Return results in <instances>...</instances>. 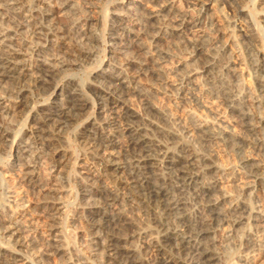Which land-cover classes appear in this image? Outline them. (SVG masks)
<instances>
[{
  "label": "bare ground",
  "instance_id": "bare-ground-1",
  "mask_svg": "<svg viewBox=\"0 0 264 264\" xmlns=\"http://www.w3.org/2000/svg\"><path fill=\"white\" fill-rule=\"evenodd\" d=\"M85 1L90 6V0ZM72 3V0H0V89L4 88L2 87L4 83L13 82L12 86L6 88L2 93L3 95H0V115H3L4 118V122L0 123V147H4L5 143H12L11 145L16 143V140L10 141L12 124L5 119L11 118V114H14L20 106L25 104L23 103V98L27 97H25L23 89L25 82L28 81L39 91H48L55 79L62 75L67 68L78 66L84 60L92 57V50L88 46L97 41L88 24L91 20L90 12L86 10L87 15L81 16L84 18L79 17L72 19V21L60 22L55 17L58 11L67 9L73 10L74 15H77L79 11ZM162 7L159 10L149 11L145 14L144 19H138V22L135 21L136 23L132 22V26L138 27L137 31L142 37L150 35L151 31L155 30V25H157H154L155 22H160L159 25L173 26L175 29L177 27L183 29L187 25L197 28L202 23L201 18H194L195 20L192 21L182 18L162 20L163 18H160L168 8L167 3ZM82 13L79 12V14ZM118 19L120 20L112 26L114 32L111 44L113 53L115 55L122 54L124 50L131 51L133 49L136 60L126 59L124 62V59L122 60L124 64L121 67L118 68L120 66L118 63L117 67L102 71L97 76V85L99 86L91 87L90 94L96 97L100 119L96 118L97 121L94 120L88 128L81 134L79 133L78 138L79 145L89 152V155L92 156L91 159L99 161L102 165H98L102 168L97 170H100L99 174L96 173L97 176L91 171L84 173L89 183L88 188L85 187L86 189L83 190L81 198L84 202V209L81 210L85 217L84 223L93 233L92 251L103 259H101L102 264L220 263L222 257L217 252L220 242L213 237L217 231V226H227L226 229H231V232L244 221V216L248 214L249 209L247 211L245 203L233 202L232 199L229 203L227 202L230 195L225 190L222 192L219 186L220 180L222 181V171L220 173L215 166L209 163L207 158H203L204 155H199L200 152L198 154L194 152L195 148L192 152L190 147L182 145L178 135L166 130L168 127L165 128L166 131L161 129L157 132L159 141L151 142L147 137V131L141 126L143 119H141V125L136 126L137 122L140 121L138 115L127 104V98L138 89L135 90L133 87L132 72L135 70L138 76V73L141 74L149 67H154L157 65L155 63L159 61L155 59L154 54L156 52L154 54L151 51V53L148 52L150 50L149 45L147 49L146 45L139 42L135 43L136 39L133 41L135 43L133 46L128 44L129 42H125L127 39L124 40L123 33L132 34L134 30L131 33L132 29L126 27L121 18ZM153 35H155L153 38L156 40L160 38L155 33ZM208 44L209 40L203 37L200 40H195L193 49L200 53L206 49ZM205 64H207L205 67L208 74L217 70L218 65H216L217 62H215L214 57L211 61H206ZM258 64L259 72L264 73V59L262 58ZM219 73L221 74V72ZM188 77H192V74L190 73ZM258 77V95L264 99V76L259 75ZM67 81L65 85L63 84L64 87L56 86L54 88V96L60 97V99L50 101V105L45 106L39 114L37 113L38 116H34V129L32 128L26 142L22 140L21 144H17V151L21 155L20 162H22L24 181L32 187V191H36L38 196L48 200L57 191L54 187V190H51L47 187L48 185H39L35 180L34 170L37 160L46 157L52 162L54 168L64 164L67 160L66 155L60 150L58 151L56 149L58 147H55L60 134L68 123L79 118L90 108V102L85 97L81 84L76 82L74 78ZM218 82H221L220 89H222L227 102L232 108L240 112L245 123V130L256 133L257 127L251 120V116L243 110V99L239 100L238 94L236 95L232 91L227 80L220 78ZM146 108L147 111L150 109L149 113L154 111L149 105ZM156 115L159 120L168 121L167 115L162 113ZM182 123L184 124L185 121ZM146 127L154 126L149 122ZM199 128L202 131L204 128L206 129V126L201 124ZM189 134L192 138L195 136L194 131ZM120 140L123 142L120 143ZM258 164L252 165L251 169L253 170L248 174V176L256 179V181L254 180L255 186L248 184L249 186L245 188L243 186V189L255 191L264 186L263 182L257 183L260 179L258 175L260 166ZM160 165H162V169L168 171L166 174L159 173ZM96 185L98 187H95ZM185 188L191 190L194 197L203 202L199 219L194 221L189 220L186 214L187 202L185 199L189 194L185 197L188 192V189L183 192ZM58 201L48 206L44 205L46 206L45 210L40 216L51 222L50 225L48 224L50 227V234L48 235H52L56 229V215L62 209V206L57 203ZM61 204L63 203L61 202ZM148 215L150 216L148 217L149 221H147L149 222L148 227L142 228L141 225L140 228V224L137 225L140 223L139 219ZM136 219L139 220L137 224ZM5 222L4 230L7 240L13 242L14 245L21 246V222L17 219H9ZM32 224L30 222L29 228ZM32 226L34 227V225ZM35 228L37 229V227ZM136 241L140 244L139 251L132 249L133 245L131 246ZM258 241L253 240L249 244L246 252L248 253L247 257L245 260L243 259L245 264H250L255 253L262 250ZM47 243L44 256L53 257L59 255L63 250L61 246L57 247L58 244L55 246V243ZM3 250L0 248V264H25L19 259L17 250L13 249L12 252L2 253ZM141 252L150 254L148 259L143 260L140 255ZM79 262L77 260V262L64 263L82 264Z\"/></svg>",
  "mask_w": 264,
  "mask_h": 264
},
{
  "label": "rangeland",
  "instance_id": "rangeland-1",
  "mask_svg": "<svg viewBox=\"0 0 264 264\" xmlns=\"http://www.w3.org/2000/svg\"><path fill=\"white\" fill-rule=\"evenodd\" d=\"M72 2L79 12L85 14H79L77 11L78 14L74 15L75 12L73 13V10L69 9L58 11L55 16L57 21H72L79 17L82 19L84 17L81 16L87 15L86 10H88L92 20L88 24L93 30H91L92 34L97 42L88 46L92 50V57L84 60L78 66L67 68L62 75L55 79L48 91H39L28 81L25 82L23 84L25 97L27 96L25 99L23 98L25 104L20 106L14 114H11L12 119H5L12 124V135L9 139L10 141L16 140V143L14 145L5 143L4 147H0V248L4 249L2 253L17 250L19 259L25 264H66L69 261L77 262V260L82 264H102L103 259L92 251L93 233L84 223L85 217L81 211L84 209L82 193L84 189L88 188L89 183L84 173L91 171L97 176L102 165L99 161L91 159L92 156L89 155V152L79 145L78 138L94 120L100 119L96 97L90 94L91 87L99 86L97 85V76L102 71L117 67L118 63H120L118 68L121 67L126 59L136 60L133 49L131 51L124 50L122 54L115 55L113 53L111 47L114 34L112 26L120 20L118 18H121L125 26L132 29L131 33L134 30L132 34L123 33L124 40L127 39L125 42H129L128 44L132 46L139 42L146 45L147 47H144L147 49L150 46L148 52L151 51L153 54L156 52L155 59L159 61L155 63L157 65L154 67L151 66L145 72L138 73V76L135 70L132 72L133 87L135 90L138 89L127 98V104L138 115L140 121L137 120L136 126L141 125L143 121L141 126L147 131V137L151 142L159 141L157 132L168 127L166 130L178 135L182 145L190 147L192 152L195 148L194 152L197 154L200 152L199 155H204L203 158H207L209 163L215 166L220 173L222 171L223 176L219 186L222 192L225 190L230 195L227 202L233 200V202L245 203L247 211L249 209L248 214L244 216V221L231 232V229H226L227 226H217L216 237L215 235L213 237L220 242L217 252L221 254L222 261L215 264H245L247 248L253 240H260L258 242L262 250L255 253L250 264H264V186L255 191L243 189V186L244 188L252 184H254L253 187L255 186L256 179L248 174L253 170L251 169L252 165L258 163L260 166L258 175L261 181L258 180L257 183L263 182L264 185V99L258 95V76H264V73H260L257 68L258 63L262 58L264 59V0H90V6L85 0H72ZM166 3L168 8L160 19L182 18L192 21L201 18L202 23L197 28L187 25L183 29L180 27L175 29L173 26L159 25L160 22H155L154 25L157 24L155 30L151 31L150 35L142 37L137 31L138 27L132 26L133 23L138 22V19H144L145 14L149 11L162 9ZM154 33L160 38L157 40L153 38L155 37ZM134 35L136 36L134 37ZM202 36L209 40V44L205 50L198 53L193 48L195 40H200L203 38ZM210 57H214L216 65H218L217 70L219 69L213 71L212 74H208L205 67L207 65L205 62L211 61ZM190 73L192 77H188ZM73 78L81 84L82 91L90 102V108L79 118L68 123L60 134L55 147H58L56 149L66 155L67 160L64 164L54 168L52 162L46 157L37 160L34 170L35 180L39 185L45 184L49 189L54 190L55 188L57 191L52 196L54 200L52 197L48 200L38 196L36 191H32V187L24 181L22 162H20L21 155L17 151V144L26 142L32 128L34 129V116H38L39 112L51 102L60 99V97L54 96V88L56 86L64 87L66 81L73 80ZM220 78L227 80L232 91L236 95L238 94L239 100L243 99V110L251 116V120L257 127L256 133L245 130V123L240 112L230 106L220 89L221 82H218ZM12 84L11 81L4 83L2 86L4 88L0 89V95H3V91L11 87ZM147 104L154 111L149 113L150 109L147 111ZM159 113L167 115L168 121L159 120L156 115ZM141 119L143 120L141 121ZM0 120V123L4 122L3 115H0ZM148 121L154 127H146ZM184 121L186 126L185 123H182ZM201 124H205L206 129L201 131L199 128ZM174 130L177 132L175 133ZM192 131L196 136L193 137L195 140L189 134ZM251 138L254 140L253 142ZM122 142L120 140V143ZM98 165L100 166L98 167ZM160 167V174L168 172ZM98 169L100 170L97 171ZM95 182L97 183V180ZM187 189L185 188L183 192ZM184 195L185 193L183 197ZM185 197L187 217L191 221L199 219L203 202L195 198L189 189ZM55 201H58L57 203L62 206V209L56 215V229L52 235H48L51 222L40 216L43 215L45 207L53 202L56 203ZM148 217L150 216H144L141 218L142 220L139 219L140 223L138 224L139 220L136 219V224H140V228L141 225L142 228H147ZM9 219H17L21 222L20 242L23 246L14 245L13 242L7 240L4 227L6 226L5 221ZM143 221L145 223L141 224ZM30 222L31 224L34 222L32 224L34 227L31 225L32 227L29 228ZM47 242L55 243V246L58 244L57 247L61 246L63 250L59 255L53 257L44 256ZM134 242L131 244V246L133 245L132 249L139 251L140 244L137 241ZM141 253L143 260L150 256V254Z\"/></svg>",
  "mask_w": 264,
  "mask_h": 264
}]
</instances>
